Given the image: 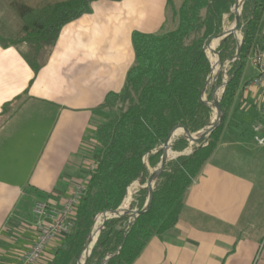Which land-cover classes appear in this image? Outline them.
I'll use <instances>...</instances> for the list:
<instances>
[{"label": "crops", "instance_id": "obj_1", "mask_svg": "<svg viewBox=\"0 0 264 264\" xmlns=\"http://www.w3.org/2000/svg\"><path fill=\"white\" fill-rule=\"evenodd\" d=\"M180 2L93 1L90 12L62 27L36 72L21 55L25 45H0V264H16L33 241L35 200L59 205L73 183L86 180L98 150L95 128L109 116L99 104L122 88L134 62L132 31L157 32ZM258 93L242 87L175 226L152 237L132 264H252L264 240V192L256 193L252 176L264 146L245 137L243 119H257ZM177 130L174 136H184ZM194 145L170 152L188 154ZM256 148L261 156L247 155ZM62 238L52 240L43 264ZM256 264H264V252Z\"/></svg>", "mask_w": 264, "mask_h": 264}, {"label": "trees", "instance_id": "obj_2", "mask_svg": "<svg viewBox=\"0 0 264 264\" xmlns=\"http://www.w3.org/2000/svg\"><path fill=\"white\" fill-rule=\"evenodd\" d=\"M93 1L96 0H0V45H25L21 55L36 72L54 47L62 27L90 12ZM234 1L181 0L172 10L170 30L160 34L132 31L134 62L126 72L122 88L108 92L99 104L109 116L95 128L98 150L92 160L94 168L88 172L73 225L54 249L49 264H77L92 226L104 217L101 212L122 204L126 189L134 180L145 182L149 175L146 163L151 167L157 165L161 146L171 130L182 125L195 133L210 123L212 108L201 96L209 73L213 75L216 69L214 66L210 70L211 61L204 45L223 30L224 15L229 20L233 18ZM238 29L242 35L238 57L231 60L236 52L232 34L217 46L220 61L230 60L219 98L223 112L220 124L201 146L195 144L190 153L166 161L154 182L148 210L129 225L128 214L104 221L85 264H101L104 260L103 264H132L152 237H162L175 226L188 187L215 150L226 119L235 112L237 91L246 83L241 81L246 60L263 38L264 0L243 1ZM218 41L219 38L212 40L207 49L215 48ZM213 60L220 72L222 64L214 50ZM219 72L218 85L222 83ZM205 92L210 100L211 91ZM188 144L186 137L173 136L170 149L183 151ZM134 185L135 182L128 190ZM145 198L146 189L138 188L123 211L129 209V204L141 209Z\"/></svg>", "mask_w": 264, "mask_h": 264}, {"label": "built area", "instance_id": "obj_3", "mask_svg": "<svg viewBox=\"0 0 264 264\" xmlns=\"http://www.w3.org/2000/svg\"><path fill=\"white\" fill-rule=\"evenodd\" d=\"M231 11L233 14L234 13L233 7ZM225 18H227V15H224L223 17L224 21ZM223 30H226L224 26H223ZM241 39H242V35L241 38L237 40L240 41ZM219 41L215 46V48H213L214 51L217 50ZM209 44H207L206 42L204 45V52L208 57V59H209V55L207 51L208 50L207 46ZM233 59H235V57H233L231 60ZM225 61H227L228 64L230 62V60H225ZM225 61L223 62L220 61V62L222 64ZM251 63L256 69V73L246 81L245 85L243 86V89L244 92L246 93L251 91V89L252 90L258 89L259 93L255 96L258 98L256 103L258 114L256 121L251 125V130H252L253 141L257 145L264 146V29H263V38L261 39L259 45L251 55ZM226 80H227V71H226V75H224V77L222 76V83L219 84L222 86V89H223V84L226 82ZM209 106L212 108L210 102H209ZM245 106H247V103L242 107ZM93 168H94V164L93 162H91L88 165V172L91 171ZM86 181L87 178L86 180H81L73 183V185L69 189L67 197L59 205H54L46 200H41V199L35 200L33 202L31 210L36 216V221H35L36 234L31 244L21 253L19 261L16 264H43L44 253L47 247L52 242V240H54L59 235H62L64 237V235L71 229L74 221V211L80 197L83 194V191L86 188ZM129 186L126 189V193ZM134 192H135V188L133 187L130 202L132 200V195ZM128 210H130V208ZM133 221H134V216L129 215L127 225L131 224Z\"/></svg>", "mask_w": 264, "mask_h": 264}, {"label": "water", "instance_id": "obj_4", "mask_svg": "<svg viewBox=\"0 0 264 264\" xmlns=\"http://www.w3.org/2000/svg\"><path fill=\"white\" fill-rule=\"evenodd\" d=\"M242 4H243V2H242ZM233 8H234V13H233V20L232 21L234 22V26L230 30H222L221 32H219L216 35L212 36L207 41V44L211 43V41L214 40V39L219 38L220 40H222L225 37H227L228 35L232 34L235 37V39H236V52H235L234 57H238L240 49H241V40L242 39L240 41L237 40L236 35H235V31L238 30V26H239V23H240L242 5H241V7H239L237 5L236 0H235ZM215 52L218 54V60L220 61V54H219L218 50H216ZM209 75H210V73H209ZM209 75H208V77L206 79L204 87L202 88V95L206 91ZM225 83L223 84V87H224ZM213 84H214V87H215L214 89H216V87L218 86L217 75H215V77H214ZM222 91H223V89H222ZM211 96H212L211 100H208V101L204 100L202 98V96H201V98L208 105H209V102L213 104V106L215 108L214 110L217 111V116L215 118L211 119L210 123L206 126V128L200 130L201 133L198 135V137H195L193 135V133H191L187 127L179 125V126H176L173 130L170 131V133L168 134V136L165 139L164 143L162 144V146H161L162 153H161V156H160V160H159L158 164L154 167L153 171H151L149 173V175L147 177V180L145 182V186H144V188L146 189V194H147L146 200H148V204L146 203V200H145V202H144V204H143L141 209L133 208V209H130V210H125V211H121V204H120L118 207H116L114 209H109V210L101 212V213L104 214V219H103L102 224H101V226L99 228V231L103 227V223H104V221L107 218L115 217V216H121L123 214H128V215H133L134 219H135V217L137 215H139V214H141V213H143V212H145L146 210L149 209V207H150V205L152 203V189H153L154 182H155L156 178L158 177L160 171L163 169L166 161L169 159L168 150L170 151V142H171V140H172V138H173V136L175 134V131L178 128H182V130L184 132V137H186L192 143L197 144L198 146H201L207 140L210 132L212 130H214L220 124V122H221V120L223 118V112H222V109H221V105L219 103V99L215 98L213 92L211 93ZM90 241H91V231L89 232V235L87 237V240H86L84 248L87 247V245H88V243ZM90 251H91V249L89 250V253L87 254V256L90 254ZM86 257L82 260L81 259V254H80V256L78 258V261H77V264H85ZM104 262H105V260L101 264H103Z\"/></svg>", "mask_w": 264, "mask_h": 264}, {"label": "rangeland", "instance_id": "obj_5", "mask_svg": "<svg viewBox=\"0 0 264 264\" xmlns=\"http://www.w3.org/2000/svg\"><path fill=\"white\" fill-rule=\"evenodd\" d=\"M173 2L174 1H176V0H172ZM242 5V4H241ZM171 7V6H170ZM233 20V18L231 19V20H229V18L227 17V18H225V21H224V28H228V27H231V25H232V21ZM169 20H167L166 22L167 23H164L161 27H160V29H158V31L156 32V33H163V32H166V31H168V30H170L171 29V25H170V21L168 22ZM227 30V29H226ZM238 32H237V35H239V39L241 38V31L238 29L237 30ZM210 49H212V48H210ZM209 52H208V54L209 53H211V50H208ZM212 53H213V51H212ZM215 65L212 63V65H211V70H212V67H214ZM215 68V67H214ZM228 68H229V64H228V62L227 61H225L224 63H222V65H221V70H220V72L219 73H221L222 74V76H223V72H224V74L226 75V71L228 70ZM211 72V71H210ZM255 73H256V69L254 68V66L252 65V63H251V57L249 56L248 58H247V60H246V64H245V67H244V70H243V73H242V78H241V81H242V83L244 82V81H246V80H248L250 77H252L253 75H255ZM215 75H216V73L215 74H213V75H209V79H208V83H207V88H206V91H211V93L212 92H214V94H215V92L218 90H220V86L221 85H218L217 86V88L216 89H214L215 87H214V84H213V80H214V77H215ZM218 75V74H217ZM224 77V76H223ZM225 79H226V76H225ZM217 91V92H218ZM216 92V93H217ZM206 93V92H205ZM221 93H222V91L220 92H218L216 95H217V98L219 99L220 98V96H221ZM241 94H242V88L240 87L239 89H238V91H237V95H236V98H235V101H234V103H236V101H238L240 98H241ZM204 99H206V94H204L203 96H202ZM210 105L212 106V117H211V119L213 118V113H214V111H213V109H215L214 108V106H213V104L212 103H210ZM234 109H235V111H236V109H237V107L235 108V106H234ZM232 115H233V113H231L229 116H228V118L226 119V123L229 121V119H231V117H232ZM237 115H238V113H237ZM239 117H240V115H238ZM100 120V119H99ZM242 119L241 118H239V121H241ZM243 121H244V123H245V129H244V135H245V137L248 139V140H250V141H252L251 140V132H250V130H251V125L256 121L255 120V117L254 116H248V117H246L245 119H243ZM237 136L239 135V134H236ZM241 136V135H240ZM253 143V142H252ZM254 144V143H253ZM255 145V144H254ZM260 150H262V155H263V157H262V161H261V164H260V166H254L253 167V170H256L257 172L256 173H252V176L255 178V180H256V193H263L264 192V147H262V148H259ZM169 151V150H168ZM170 151H173V150H171L170 149ZM181 152V151H180ZM178 155V154H177ZM177 155H174V156H172V155H169V159H172V158H174L175 156H177ZM247 155H249V156H253V157H259V156H261V153L259 152V150L256 148V150H252L251 152H248L247 153ZM245 156V155H244ZM247 159L249 158L248 156H245ZM168 159V160H169ZM159 160H160V158H159ZM159 162V161H158ZM158 164V163H157ZM146 166H147V168H148V171H149V173L151 172V171H153V169H154V167H151L148 163H146ZM258 167V168H257ZM146 180H147V178H146ZM146 180H145V182H146ZM133 182H135L136 183V185H134V188H135V191L138 189V188H142V187H144L145 186V182L144 183H141L138 179L137 180H134ZM132 182V183H133ZM133 190V189H132ZM131 194H132V191H131V193L129 194L130 196H129V202H130V199H131ZM146 196H147V194H146ZM262 199H263V202H264V195L262 196ZM145 200H146V198H145ZM128 202V203H129ZM127 204V203H126ZM129 208L131 209H133V207H130L129 206ZM99 228H100V221L98 222V224H97V227H96V229H95V232H97V230H99ZM263 243H264V240H262L261 241V243H260V247L257 249V252H256V255H255V258H254V261L252 262V264H256L257 262H258V259L260 258V257H262V255H263V252H264V249H263V247H262V245H263ZM89 244L90 243H88V245L87 246H89Z\"/></svg>", "mask_w": 264, "mask_h": 264}, {"label": "bare ground", "instance_id": "obj_6", "mask_svg": "<svg viewBox=\"0 0 264 264\" xmlns=\"http://www.w3.org/2000/svg\"><path fill=\"white\" fill-rule=\"evenodd\" d=\"M236 2H237V5H238L239 7H241V4H242L243 0H236ZM233 26H234V22H232L231 28H232ZM231 28H230V29H231ZM225 29L228 30V28H225ZM237 32H238V31H235V35H236L237 39H239V35H237ZM213 48H214V47H213ZM213 48H212V49H209V50H211V53H209L208 55H209V59H210L211 63H213V64L215 65V68H214V69H216V75H217L218 72H219V68H218L217 64H216V63L214 62V60H213V53H212ZM208 52H209V51H208ZM214 74H215V73H214ZM224 75H225V74H224V72H223V76H224ZM208 79H209V78H208ZM219 91H220V92L222 91V87L220 88ZM219 91H218V92H219ZM218 92H217V93H218ZM217 93H216V94H217ZM215 98H217V95H215ZM213 111H214V113H213V118H215V117L217 116V111H215L214 109H213ZM174 154H175V153L173 152L172 154H169V155L174 156ZM132 189H133V187L130 188V189L127 191V193H126V195H125V197H124L123 202H122V204H121V211L124 210V207H125L126 203L129 202V196H130L129 194L131 193ZM103 219H104V217L98 219V220L94 223V225L92 226V228H91V241L89 242V243H90L89 246H87V247L85 248L84 253L81 255V259H82V260L87 256V254L89 253V250L92 248V246H93V244H94V242H95V238H96V232H95V229H96V227H97L98 222L101 221V220H103ZM96 223H97V224H96Z\"/></svg>", "mask_w": 264, "mask_h": 264}]
</instances>
